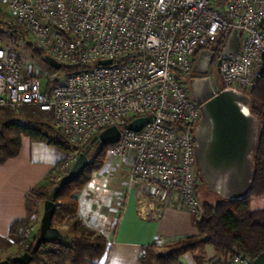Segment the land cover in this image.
<instances>
[{"label": "built area", "instance_id": "2783aa9c", "mask_svg": "<svg viewBox=\"0 0 264 264\" xmlns=\"http://www.w3.org/2000/svg\"><path fill=\"white\" fill-rule=\"evenodd\" d=\"M34 45L67 67L50 93L33 65L0 47V107L40 106L79 149L58 168L61 179L103 129L140 116L141 131L122 129L109 158L129 159L130 185H144L142 218L176 197L200 214L203 179L195 127L202 116L187 80L199 52L225 30L241 29L238 54L220 57L216 94L252 89L264 69V0H3ZM228 39V38H227ZM227 43V42H226ZM110 59L112 64L100 61ZM239 87V88H240ZM238 88V89H239ZM29 237L30 234L26 233ZM146 255V251H142ZM232 264H250L236 255Z\"/></svg>", "mask_w": 264, "mask_h": 264}, {"label": "trees", "instance_id": "16d2710c", "mask_svg": "<svg viewBox=\"0 0 264 264\" xmlns=\"http://www.w3.org/2000/svg\"><path fill=\"white\" fill-rule=\"evenodd\" d=\"M0 16L2 18L0 23L6 24L4 19L7 15L0 11ZM8 30L17 39L23 31L27 32L25 27L20 25H8ZM2 32L0 30V34ZM230 33V30H225L209 45L220 57ZM26 47L32 52L33 58L46 62L44 58L49 55L45 49L38 48L31 42H27ZM18 58L20 59V56ZM80 68L63 65L60 70L72 72ZM261 76L252 89H242L253 97L251 111L259 117L262 126L259 144L253 155L254 180L251 194L243 200L229 201L219 196L214 203L201 202L202 212L196 216L199 232L165 246L164 250H161L162 246L156 242L147 245L144 248L146 255L141 256L142 264H181L180 259L187 252L195 255L198 264H204L208 257L209 246L214 248L217 256L211 264H232L236 255L248 258L250 264H254L255 259L264 253V69ZM57 81L54 79L48 82L46 88L48 93ZM53 116V112L31 104L16 108L0 107V164L15 158L21 151L23 138L28 136L33 141H44L67 150L69 154L62 161H67L72 153L79 151L69 135L63 133L53 122ZM108 147L106 145L103 150H100L98 146L92 157L89 156L90 166L84 170L77 181L68 183L56 197L57 206L52 223L56 227L67 223L74 231V237L68 241L63 236L58 243L42 244L35 252L33 247L39 230L28 239L24 237L25 240L20 235L18 242H24L20 243L19 251L4 260L9 262L24 252H30L31 264H103V258L109 253V242L102 234L91 236L80 232L83 222L79 217L80 203L75 193L85 188L91 180V175L88 174L90 170L100 169L105 164ZM59 181L60 179L57 180L50 175L43 185L32 190L36 199L46 201L51 188ZM30 223L31 220L28 218H19L11 224V233L18 234L20 226L27 227ZM4 260L0 257V262Z\"/></svg>", "mask_w": 264, "mask_h": 264}, {"label": "crops", "instance_id": "0c3cea01", "mask_svg": "<svg viewBox=\"0 0 264 264\" xmlns=\"http://www.w3.org/2000/svg\"><path fill=\"white\" fill-rule=\"evenodd\" d=\"M68 154L44 141H33L24 137L20 153L0 164V253L4 258L16 254L18 237L11 233V224L19 218L38 221L44 212L45 201L36 199L32 190L43 185L52 175L55 165ZM123 166L111 168L107 163L96 172V184L92 190L87 183L78 198L79 217L83 224L80 232L91 236L102 234L109 242V253L103 258V264H142L144 248L156 242L163 250L165 246L185 236L199 232L196 216L174 197L169 202L157 203V210L148 218L138 214V200L146 195L144 185H130L128 182L130 162L123 161ZM110 170L114 173V188L105 190L101 183ZM128 171V172H127ZM104 174V175H102ZM94 177V174H93ZM89 191L84 192V190ZM84 202H83V201ZM207 253L217 258L214 248L209 246ZM181 264H198L195 255L184 253ZM206 260L204 264H207Z\"/></svg>", "mask_w": 264, "mask_h": 264}, {"label": "water", "instance_id": "95a60500", "mask_svg": "<svg viewBox=\"0 0 264 264\" xmlns=\"http://www.w3.org/2000/svg\"><path fill=\"white\" fill-rule=\"evenodd\" d=\"M241 41V29L237 27L230 33L222 57L238 54ZM213 56L211 50H201L194 64V72L208 73ZM44 60L57 70L63 66L51 55L46 56ZM100 63L112 64V60L105 59ZM190 87L202 116L195 127L194 154L206 189L225 200H243L252 192L253 155L259 144L262 128L259 117L251 111L253 97L235 87H227L216 94L215 78H211L210 75L191 78ZM153 120L152 116H140L128 122L122 129L141 131ZM122 129L117 125L103 129L93 138L91 145L79 153L67 175L51 188L45 201L44 214L33 251H38L42 244L58 243L62 240L60 228L52 223L56 212L57 195L68 183L77 181L90 166L89 154L92 148L100 146V150H103L106 145L116 144L121 139ZM31 260L32 254L24 252L13 260L9 262L4 260L0 264H31ZM254 264H264V253L255 259Z\"/></svg>", "mask_w": 264, "mask_h": 264}, {"label": "rangeland", "instance_id": "374dc122", "mask_svg": "<svg viewBox=\"0 0 264 264\" xmlns=\"http://www.w3.org/2000/svg\"><path fill=\"white\" fill-rule=\"evenodd\" d=\"M0 11L4 12V14L7 15V17L4 19V21H6V24L4 22H3L4 24L0 23V30L3 31L0 34V47H3V49H6V51H8V50L12 51L13 50L18 56H20V59L24 62L25 65H27V66L33 65L35 67V69L37 70V73H39V80L42 83V85L47 87L48 86L47 85L48 82L51 81V80L56 79L58 77V75H60V77L63 78L69 73V72H65V71H61V70L57 71V70L53 69L51 66H49V64H47L46 62L40 60L39 58H37V59L33 58L32 52L30 51V49L28 47H26V43L27 42L33 43L34 42V37L31 36L30 34H28L27 32L23 31V33H21L19 35L20 38L17 39L16 36H14L12 34V32H10V30H8V25L9 24L7 25V22H9L11 20L12 12H9L7 4L3 0H0ZM0 19H2L1 16H0ZM209 75L216 76L218 78L219 83L222 84V79L219 78L218 72L216 70L212 69L209 72ZM187 82L189 84L190 77L187 80ZM240 88L243 89L242 87H240ZM244 90H246V89L244 88ZM53 122L55 123L54 119H53ZM56 125H57V123H56ZM57 127H58V125H57ZM53 146H56V145H53ZM107 146L110 147V145H107ZM56 147L59 148L58 146H56ZM59 149H61L64 153H66V155L69 154V152L67 150L65 151L62 148H59ZM97 149H98V146L93 147L92 151L89 154V156L92 157V154L94 152H96ZM105 158H106V161H108L107 164L111 168L116 167V169H117V167L123 166V164H124L123 161H129V159L109 158L108 157V149L106 151ZM63 163H64V161H62V162L60 161L59 163H57V165H55V168L52 171V176L56 177L57 180L60 179L59 176H58L59 175V173H58L59 169L58 168ZM98 170L99 169H92L88 173V174L91 175V178H93V182L89 186L90 190H92V188H94L95 185H96L94 182L97 181L98 173H96V172ZM108 170L109 171L105 175L102 174V175H104V178L98 182V183H101L102 186H104L105 190H108L110 188H114L115 187L114 186L115 183H113L112 179H113L114 173L116 174L117 172H115L114 170H110V169H108ZM93 174H94V177H93ZM204 184H205V182L202 184V186L198 190L199 198H200V204H201V202H207V201L211 202V203H214L215 201H217L218 196L213 194V193H211V192H209V191H207L206 185H204ZM89 189L84 190V192L89 191ZM80 192L81 191H77V194H80ZM201 212H202V204H201V208H200V213ZM43 214H44V212H42L41 218L38 221L39 226L36 225L37 223L36 224L34 223L35 222L34 219L31 220V223L27 227L26 226H20V228L18 229V234H16V237H18V241L20 240V235H22L23 238L25 237L26 239H28L29 237H32L33 233H35L36 231L40 230V226H41L40 223H41V219L43 217ZM57 226L60 228V230L62 232V235L68 241L71 240L74 237V231L72 230L71 226H69L67 223L60 224V225H57ZM26 233H29L30 236L27 237ZM25 238H24V240H25ZM22 242H24V241H22ZM22 242L20 241V242H17L15 244L16 245L15 249L17 251H19L18 250L19 249V245ZM5 255L0 253V257L3 260L7 259V258H4ZM10 256H12V255H10ZM6 257H7V255H6ZM213 259H214V257H210V254H208V257H207L208 263L207 264H211L210 262Z\"/></svg>", "mask_w": 264, "mask_h": 264}, {"label": "flooded vegetation", "instance_id": "af4514ba", "mask_svg": "<svg viewBox=\"0 0 264 264\" xmlns=\"http://www.w3.org/2000/svg\"><path fill=\"white\" fill-rule=\"evenodd\" d=\"M203 49L211 50L214 53L213 59H212V61L210 63L209 72L212 69L216 70L217 72H219V69H220V65H219L220 64V55L214 49L212 50L210 46L204 47ZM199 54H200V52H199ZM209 72L208 73H201V74H197V73L193 72L192 78H195V77L201 78L202 76H207V75H209Z\"/></svg>", "mask_w": 264, "mask_h": 264}]
</instances>
